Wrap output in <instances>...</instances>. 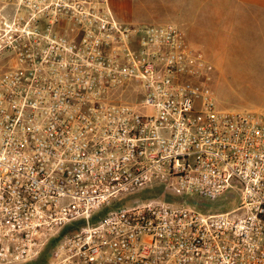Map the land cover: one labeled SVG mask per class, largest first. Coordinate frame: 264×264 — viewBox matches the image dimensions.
I'll use <instances>...</instances> for the list:
<instances>
[{
	"label": "built area",
	"instance_id": "obj_1",
	"mask_svg": "<svg viewBox=\"0 0 264 264\" xmlns=\"http://www.w3.org/2000/svg\"><path fill=\"white\" fill-rule=\"evenodd\" d=\"M211 69L109 0H0V264H264V113L220 109ZM156 186L240 203L118 205Z\"/></svg>",
	"mask_w": 264,
	"mask_h": 264
},
{
	"label": "rangeland",
	"instance_id": "obj_2",
	"mask_svg": "<svg viewBox=\"0 0 264 264\" xmlns=\"http://www.w3.org/2000/svg\"><path fill=\"white\" fill-rule=\"evenodd\" d=\"M111 6V0H109ZM115 16L130 24L174 23L212 67L206 78L220 109L264 113V9L241 0H112ZM209 201L200 196L166 194L164 187L140 191L133 200L181 204L203 215L228 211L240 198Z\"/></svg>",
	"mask_w": 264,
	"mask_h": 264
},
{
	"label": "crops",
	"instance_id": "obj_3",
	"mask_svg": "<svg viewBox=\"0 0 264 264\" xmlns=\"http://www.w3.org/2000/svg\"><path fill=\"white\" fill-rule=\"evenodd\" d=\"M241 1L247 5H250V7H253L256 9H264V0H241ZM110 7L112 8V0H111Z\"/></svg>",
	"mask_w": 264,
	"mask_h": 264
},
{
	"label": "trees",
	"instance_id": "obj_4",
	"mask_svg": "<svg viewBox=\"0 0 264 264\" xmlns=\"http://www.w3.org/2000/svg\"><path fill=\"white\" fill-rule=\"evenodd\" d=\"M54 244H52V246H53ZM48 257H49V255L46 253L42 258H41V260L40 261H38V262H36V263H34V264H46L47 263V259H48Z\"/></svg>",
	"mask_w": 264,
	"mask_h": 264
}]
</instances>
